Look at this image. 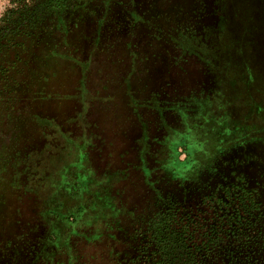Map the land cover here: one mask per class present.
Returning <instances> with one entry per match:
<instances>
[{
    "label": "rangeland",
    "instance_id": "obj_1",
    "mask_svg": "<svg viewBox=\"0 0 264 264\" xmlns=\"http://www.w3.org/2000/svg\"><path fill=\"white\" fill-rule=\"evenodd\" d=\"M263 92L264 0H0V264H264ZM61 151L100 192L54 232L15 177Z\"/></svg>",
    "mask_w": 264,
    "mask_h": 264
},
{
    "label": "crops",
    "instance_id": "obj_2",
    "mask_svg": "<svg viewBox=\"0 0 264 264\" xmlns=\"http://www.w3.org/2000/svg\"><path fill=\"white\" fill-rule=\"evenodd\" d=\"M263 108H264V101H263ZM263 115H264V110H263ZM59 133L60 135H62L63 132L60 131ZM31 134L35 135L36 133H34L33 131ZM96 150H98L100 153L102 152L100 148L97 149L94 146L92 148V153H91L92 156H93V153L96 152ZM34 152L36 154V150H34ZM66 153L68 152L61 151V155H59V160H58L59 162L57 163V166L59 165L58 167H61L62 171L61 173H59L58 178H54L51 173L54 169L58 168L56 166L52 168V170L50 171L51 174L49 176L45 174L39 179V187L27 186L26 181L29 180L28 177L23 178L21 175H18L17 177H15L16 181L19 182V184L16 187H19L20 185L24 184L25 187L23 188V186H20V189L24 190V192L26 193L25 195L30 196L32 194L33 198H36L37 201L38 200L41 201L40 203L41 206L39 208L38 207L35 208V212L38 218L39 217L40 218L44 217V219L48 217L53 218L51 213L52 212L55 213L54 215L55 219L51 223H55L56 226L54 227H56L58 230H60L61 225H60V222L57 223V221L58 220L60 221V219L63 218L61 217L63 216V214H61L62 212H67V209L69 210L71 209V213H74L77 207L74 208L72 207V205L74 206V204H77L79 206L80 203H84V204L89 203V201L91 202L92 200H95L97 196L96 192L97 193L100 192L98 188L99 187L98 184H95L94 182L92 184V181L90 182V180L87 181V178L85 177L83 172L80 170V166H81L79 164L80 160L78 161L76 157L71 158L70 160H64V156L66 155ZM71 153H73V150H71ZM44 168L46 167L44 166ZM74 168H76L77 170L76 174L69 175V177H67L64 170L67 171L69 169H74ZM90 172L92 174L94 170L90 168ZM32 176L35 177V174H32ZM66 177L77 181L76 182L77 184H75V187L77 188V192L75 196L71 195L70 193H67V189L65 187H66V184L69 182V180L66 179ZM21 179L23 180L22 182H21ZM101 196L102 197H101L100 203L103 205L102 208L105 209V208L111 207L110 205L112 203L111 196H108L106 192H103ZM21 200L25 201V197H23ZM67 204L69 205L67 206ZM18 208H19V211L17 212L18 215L24 217L27 213V210L25 209V205L23 206L20 205ZM58 214L59 216H57ZM41 220L43 221V218H41Z\"/></svg>",
    "mask_w": 264,
    "mask_h": 264
},
{
    "label": "trees",
    "instance_id": "obj_3",
    "mask_svg": "<svg viewBox=\"0 0 264 264\" xmlns=\"http://www.w3.org/2000/svg\"><path fill=\"white\" fill-rule=\"evenodd\" d=\"M76 154V158L78 159V161L80 160V165L83 163V160L85 159V158H87L86 157V155L85 154H83V153H79V152H77V153H75ZM36 159V158H35ZM38 159V158H37ZM41 161V160H40ZM39 161V162H40ZM46 167V166H45ZM46 168H44V167H42L41 166V174H42V176H44L45 174H47L48 176L51 174L49 171H46L45 170ZM67 171H69V170H67ZM53 172V171H52ZM66 173V172H65ZM33 174H35V176H37V174H38V171H36L35 173H33ZM58 174V173H57ZM84 174V173H83ZM89 175H91L90 173H89ZM53 176V175H52ZM47 178V177H46ZM77 181L76 180H72V182H70L68 185L66 184V189H67V193H70V194H76V192H77V188L75 187V184H77L76 183ZM70 188V189H69ZM73 191V190H75V191H73V193L71 192V191ZM24 197V196H23ZM22 197V198H23ZM11 198L12 199H14L15 200V198H14V196L13 195H9V196H7V195H5V194H1L0 195V222H1V214H2V212H3V209L8 205V202H9V204H10V200H11ZM5 199L7 200V205H5V203H6V201H5ZM97 199V196H96V198H95V200ZM100 200H101V197H99V207L100 208H102V204L100 203ZM40 201V200H39ZM40 203H41V201H40ZM11 207V206H10ZM103 209V208H102ZM94 210V209H93ZM19 211V208L16 206V205H13L12 207H11V209H10V216L12 217V218H18V220L20 219V217H22V216H19L18 215V212ZM87 212H88V208L85 206V204L84 203H80V205L77 207V209H76V211L74 212V213H71L70 212V214H67L66 216H64L62 219H60V222L64 219V221H67V222H69V223H76V222H78L79 221V218H81V217H83V215H86L87 214ZM4 213V212H3ZM183 227V226H182ZM52 230L54 231V232H56V228L54 227V225L52 226ZM176 230H179V236L181 235V226L178 228V229H176ZM172 242V243H176V242H179L180 241V239H179V237L178 236H176V235H173L172 237H168V235H165V237L162 239V241L161 242Z\"/></svg>",
    "mask_w": 264,
    "mask_h": 264
}]
</instances>
